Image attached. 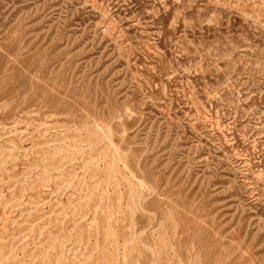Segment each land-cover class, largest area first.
Here are the masks:
<instances>
[{
    "label": "rangeland",
    "instance_id": "rangeland-1",
    "mask_svg": "<svg viewBox=\"0 0 264 264\" xmlns=\"http://www.w3.org/2000/svg\"><path fill=\"white\" fill-rule=\"evenodd\" d=\"M0 264H264V0H0Z\"/></svg>",
    "mask_w": 264,
    "mask_h": 264
}]
</instances>
